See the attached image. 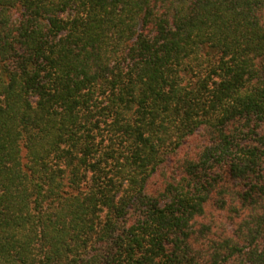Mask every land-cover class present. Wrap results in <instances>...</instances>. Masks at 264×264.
<instances>
[{
	"label": "trees",
	"instance_id": "obj_1",
	"mask_svg": "<svg viewBox=\"0 0 264 264\" xmlns=\"http://www.w3.org/2000/svg\"><path fill=\"white\" fill-rule=\"evenodd\" d=\"M0 264H264V0H0Z\"/></svg>",
	"mask_w": 264,
	"mask_h": 264
}]
</instances>
